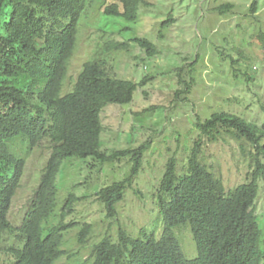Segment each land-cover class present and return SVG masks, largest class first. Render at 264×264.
Segmentation results:
<instances>
[{
	"label": "trees",
	"instance_id": "1",
	"mask_svg": "<svg viewBox=\"0 0 264 264\" xmlns=\"http://www.w3.org/2000/svg\"><path fill=\"white\" fill-rule=\"evenodd\" d=\"M96 2L100 0H0V264H56L66 255L62 249L65 234L76 227L78 243L88 240L90 224L68 221L81 199L70 193L57 210V177L66 160L90 159L103 165L130 157L131 176L95 194L105 219L117 216L116 207L140 170L143 146L111 155L101 151V113L110 105L130 104L138 86L147 81L136 84L110 75L107 56L127 51L128 44L106 43L98 56L82 66L72 88H67L79 28ZM101 4L103 16L135 23L145 3L103 0ZM255 7L253 3L251 10ZM230 10L232 6H224L219 12ZM131 42L148 56L157 54L146 39ZM260 131L227 114H215L200 124L186 172L179 176L176 161L171 159L159 183L160 238L144 233L134 239L119 228L117 239L103 237L83 264H264V225L256 215L264 187ZM20 136L30 149L43 148L50 156L17 225L10 211L26 163L14 156L9 143ZM223 137L252 147L245 183L229 191L221 177L198 160L205 143H217ZM182 226H189L196 245L193 260L184 257L174 235Z\"/></svg>",
	"mask_w": 264,
	"mask_h": 264
},
{
	"label": "rangeland",
	"instance_id": "2",
	"mask_svg": "<svg viewBox=\"0 0 264 264\" xmlns=\"http://www.w3.org/2000/svg\"><path fill=\"white\" fill-rule=\"evenodd\" d=\"M102 1L92 4L82 20L67 88H72L82 66L98 56L106 43H127V51L107 56L110 75L136 84L147 81L138 86L130 104L110 105L101 113V151L111 155L142 146L145 150L140 170L113 219H105L95 194L131 176L130 157L103 165L90 159H69L62 164L57 210L68 194H74L81 201L74 205L68 221L90 224L92 230L83 245L78 243L79 227L66 233L62 247L66 255L56 264H83L103 237L116 240L119 228L134 239L144 233L159 239L163 218L157 190L166 165L173 159L177 174L186 172L199 125L213 115L227 114L256 126L261 130L260 145H264V0H142L145 4L135 23L103 16ZM224 6L232 10L221 14ZM135 38L151 42L157 54L148 56L131 42ZM9 148L26 163L10 211L13 224L20 225L50 152L30 149L21 136ZM251 152L245 141L223 137L217 143H205L198 160L221 177L229 191L245 183ZM256 215L263 226V185ZM174 235L184 257L195 259L189 226L175 229Z\"/></svg>",
	"mask_w": 264,
	"mask_h": 264
}]
</instances>
